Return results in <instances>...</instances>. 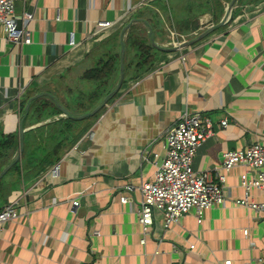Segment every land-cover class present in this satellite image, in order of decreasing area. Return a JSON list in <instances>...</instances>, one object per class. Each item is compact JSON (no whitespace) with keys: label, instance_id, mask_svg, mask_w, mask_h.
<instances>
[{"label":"crops","instance_id":"obj_1","mask_svg":"<svg viewBox=\"0 0 264 264\" xmlns=\"http://www.w3.org/2000/svg\"><path fill=\"white\" fill-rule=\"evenodd\" d=\"M231 1H16L31 41L16 45L0 29V133L18 139L0 172L21 153L1 179L0 211L18 201L21 216L0 226V264H264V213L236 203L246 197L242 175L256 172L222 168L226 151L264 145V0H237L229 24L183 47L227 20ZM132 20L121 89L95 116L72 118L87 113L77 95L89 85V55L117 36L121 58ZM99 21L114 25L98 31ZM185 111L212 122L194 169L225 177V202L200 223L194 209L169 226L157 213L145 236L140 186L154 178L165 134ZM249 199L261 202V190Z\"/></svg>","mask_w":264,"mask_h":264},{"label":"built area","instance_id":"obj_2","mask_svg":"<svg viewBox=\"0 0 264 264\" xmlns=\"http://www.w3.org/2000/svg\"><path fill=\"white\" fill-rule=\"evenodd\" d=\"M16 1L0 0V29L8 41L22 45L30 43L31 39L29 32L18 25L15 13ZM127 15L128 13L123 15L121 20L127 18ZM113 25L114 23L109 21H99L98 31ZM70 45L75 43L70 41ZM221 124L226 126L227 121L224 120ZM213 134V125L208 118L188 111L182 113L168 129L164 138L165 154L156 164L154 178L140 186L141 201L138 214L145 236L151 234L157 213L164 216L165 225L169 226L194 209L200 223L207 209L225 202L223 192L225 177L219 176L214 181L207 173L194 169L198 148ZM235 166H243L256 172V177L253 179H249L248 171L242 175V186L246 190V197L237 200L236 203L264 213V145L257 142L246 150H229L223 153L222 168L229 170ZM58 170L59 165H55L52 173L57 174ZM252 187L261 190L263 195L261 202L249 199V191ZM121 200L127 201L125 197ZM73 204L76 206L79 202L75 200ZM19 207L20 203L15 201L0 211L1 227L6 221L21 216ZM225 264H231V261H226Z\"/></svg>","mask_w":264,"mask_h":264},{"label":"trees","instance_id":"obj_3","mask_svg":"<svg viewBox=\"0 0 264 264\" xmlns=\"http://www.w3.org/2000/svg\"><path fill=\"white\" fill-rule=\"evenodd\" d=\"M131 43L132 41L128 40L127 44L125 43V47L126 45L130 47ZM141 47L143 50L142 56L147 60L150 57L149 48L145 44H141ZM89 60L92 67L87 69V73H84L89 85H87V88L79 90L77 95V107L83 108L84 112L92 110L99 100L115 87L118 81L120 65L119 38L115 36L112 40L101 43L99 48L89 55ZM69 90L73 92L72 88H69ZM40 104L43 107L49 106L44 101H40ZM35 108L40 110L36 105ZM26 121L25 118L24 125ZM17 145L18 139L15 134L0 133V159L9 161L13 157ZM13 169H19V164H16ZM4 181L1 180L0 185H3Z\"/></svg>","mask_w":264,"mask_h":264},{"label":"water","instance_id":"obj_4","mask_svg":"<svg viewBox=\"0 0 264 264\" xmlns=\"http://www.w3.org/2000/svg\"><path fill=\"white\" fill-rule=\"evenodd\" d=\"M237 0H232L230 5H229V14H228V19L220 22L212 27H210L209 29H207L204 33H202L197 39H195L194 41H191L190 43H188L187 45H184L183 47L189 46L192 43H194L195 41L209 35L211 32L216 31L217 29L226 26L227 24H229L233 18H234V12H233V7L235 5ZM135 20H132V22H130L126 27H124V29L122 30V34H121V58H120V73H119V79L117 81L116 86L114 87V89L112 91H110L103 99V101L96 107L94 108L92 111H89L87 113L82 114L81 116L78 117H73L70 115V113L63 107L61 106V104L58 103V107L61 109V111H63L64 113L70 115L72 118H76V119H85V118H90L95 116L97 113H99L107 104L108 102L119 92V90L121 89L123 82H124V58H125V44L123 41V35L125 33V31L127 29L130 28V26L132 25V23ZM51 97H53L50 93H45ZM42 95L41 94H37L34 97L30 98L26 107H25V112H27L29 110L30 104L32 103V101H34L37 98H40ZM23 129H24V124L23 121H21L20 126H19V132H20V152H22L23 150V146H24V138H23ZM21 157V153H19L12 161L11 163H9L6 167H4V169L0 172V180L7 174V172L12 168V166L19 161Z\"/></svg>","mask_w":264,"mask_h":264},{"label":"rangeland","instance_id":"obj_5","mask_svg":"<svg viewBox=\"0 0 264 264\" xmlns=\"http://www.w3.org/2000/svg\"><path fill=\"white\" fill-rule=\"evenodd\" d=\"M73 74H74V73H73ZM77 77L80 78V75L78 74ZM71 79L76 80V76H75V77L73 76V77L68 78V80H71ZM82 81H83V80L80 78V80L78 81V83L81 84Z\"/></svg>","mask_w":264,"mask_h":264}]
</instances>
